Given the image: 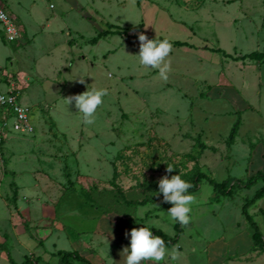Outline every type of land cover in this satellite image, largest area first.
Listing matches in <instances>:
<instances>
[{
    "label": "rangeland",
    "instance_id": "374dc122",
    "mask_svg": "<svg viewBox=\"0 0 264 264\" xmlns=\"http://www.w3.org/2000/svg\"><path fill=\"white\" fill-rule=\"evenodd\" d=\"M6 3L19 37L0 33V65L21 87L31 127L18 131L10 121L0 144V243L7 246L0 264H13L9 254L17 263L62 264L60 250L125 264L126 232L176 233L170 208L137 203L162 196L165 175L185 180L200 171L223 182L264 172V62L224 54L264 51V0ZM141 23L146 36L194 46L172 44L166 81L140 64L139 39L90 42L112 25ZM88 88L108 90L90 125L66 102ZM263 185L223 197L204 181L179 243L167 246L179 258L160 264H264L242 213ZM120 191L135 203L126 205ZM250 213L264 232V198Z\"/></svg>",
    "mask_w": 264,
    "mask_h": 264
},
{
    "label": "clouds",
    "instance_id": "9594fccd",
    "mask_svg": "<svg viewBox=\"0 0 264 264\" xmlns=\"http://www.w3.org/2000/svg\"><path fill=\"white\" fill-rule=\"evenodd\" d=\"M140 42V51L136 55L141 65L159 70V76L163 80L168 79L170 63L166 58L172 51V43L168 39H149L141 33L138 37ZM80 83H84V78H79ZM108 95L106 88L92 89L82 94L68 97L66 102L68 106L74 104L82 114L83 123L90 125L94 123V116L104 102V97ZM174 167H167V172H173ZM192 184L182 179L180 174L173 175L171 178L165 175L158 181V193L163 195V202L169 203L172 207L168 210L167 215L175 223L188 225L192 211V204L195 197L189 192ZM126 236L130 235V246L123 249L125 254V264H146L147 261H153L154 264H160L166 256L175 261L179 258L178 249L169 252L164 239L159 235H153L149 227L133 228Z\"/></svg>",
    "mask_w": 264,
    "mask_h": 264
},
{
    "label": "trees",
    "instance_id": "16d2710c",
    "mask_svg": "<svg viewBox=\"0 0 264 264\" xmlns=\"http://www.w3.org/2000/svg\"><path fill=\"white\" fill-rule=\"evenodd\" d=\"M115 26H111L110 29L100 32L96 37L90 40L91 43H98L102 38L107 37L111 34H120L124 35L126 37H132V38H137L139 37L140 34H138L139 31H141L143 34L144 32V24L141 23L138 26H131V27H126V28H114ZM148 38L150 39H156V37L147 35ZM166 37H158L157 39L163 40ZM168 39V38H166ZM169 40V39H168ZM174 46L182 47V46H190L194 47L192 44H190L187 41H181V40H176V41H171L169 40ZM215 51L222 52V49H214ZM228 57H232L235 60H252V61H258V62H264V51H254L251 53H247L244 55H238V56H233L228 53H224ZM239 123H237L231 133L230 136V143H233L235 140V133L236 129L238 127ZM189 183L192 184V187L189 189V192L191 194L197 193L204 181L210 183L213 188L214 192L216 193L217 196H223V197H232L234 194V189L239 187V188H251L258 184L260 181H264V172L260 171L256 173L255 175L251 176L247 180L243 179H235L229 177L223 182H218L211 176H209L207 173L204 172H196L192 175L187 176L185 179ZM120 195L124 197V203L126 205H133L135 202L132 200H127L120 191ZM14 198L17 199V191L15 192ZM264 198V185L251 197L246 200V202L243 205L242 208V213L245 216L247 222L249 223V228L251 232V238L256 247H258L262 252H264V232L262 231L259 223L255 220L254 216L250 213V208L255 205L259 200ZM140 205H147L149 203L155 204V205H160L161 208H171L172 205L169 203H164L163 202V195L162 196H157V197H146L145 199L138 201L137 202ZM175 230L176 233L174 236H170L169 234L165 233L164 231L157 229L154 231L153 235H159L161 236L164 241L166 246L171 247L175 246L179 243L181 235L184 233V225H181L179 223H175ZM7 249V246L5 244L0 243V250ZM58 255L61 256L62 259V264H72V261H78L82 264H93L90 259L82 255L79 251H67V250H60L58 252ZM9 260L13 264H38L37 260H34L33 258H28L26 261L22 263H17L12 256L9 254Z\"/></svg>",
    "mask_w": 264,
    "mask_h": 264
},
{
    "label": "built area",
    "instance_id": "2783aa9c",
    "mask_svg": "<svg viewBox=\"0 0 264 264\" xmlns=\"http://www.w3.org/2000/svg\"><path fill=\"white\" fill-rule=\"evenodd\" d=\"M0 33L8 41H14L19 37L15 18L6 0H0ZM22 96L23 92L17 80L7 76L0 65V144L4 140L3 131L9 127L10 121H14L18 131L31 127L29 108L23 104Z\"/></svg>",
    "mask_w": 264,
    "mask_h": 264
},
{
    "label": "crops",
    "instance_id": "0c3cea01",
    "mask_svg": "<svg viewBox=\"0 0 264 264\" xmlns=\"http://www.w3.org/2000/svg\"><path fill=\"white\" fill-rule=\"evenodd\" d=\"M8 5V4H7ZM8 8H10L9 6H8ZM10 10V9H9ZM11 11V10H10ZM11 13H12V11H11Z\"/></svg>",
    "mask_w": 264,
    "mask_h": 264
}]
</instances>
